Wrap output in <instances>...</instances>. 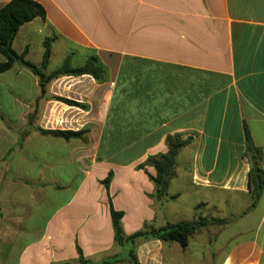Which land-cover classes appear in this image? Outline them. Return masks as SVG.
<instances>
[{
	"label": "crops",
	"instance_id": "obj_1",
	"mask_svg": "<svg viewBox=\"0 0 264 264\" xmlns=\"http://www.w3.org/2000/svg\"><path fill=\"white\" fill-rule=\"evenodd\" d=\"M33 1L45 19L12 49L39 67L50 38L51 54L44 84L18 64L0 73V264L76 263V243L89 264L118 259L109 200L127 236L225 222L185 249L138 239L139 264H264V189L247 211L245 155L247 130L264 176V0ZM67 56L95 59L103 79L50 78ZM85 129L69 141L39 131ZM175 138L188 143L158 199L154 169L139 166Z\"/></svg>",
	"mask_w": 264,
	"mask_h": 264
},
{
	"label": "trees",
	"instance_id": "obj_2",
	"mask_svg": "<svg viewBox=\"0 0 264 264\" xmlns=\"http://www.w3.org/2000/svg\"><path fill=\"white\" fill-rule=\"evenodd\" d=\"M36 18L45 19V11L41 5L33 0H11L0 9V53L4 56L5 61L0 63V73L7 71L14 64L23 66L29 70L33 75L37 76L39 82L44 84V75L42 70L48 64L51 54V41L52 39L46 38L43 41V56L41 66L25 60L24 54H17L12 49V43L19 31V28ZM102 68L96 64V60L92 59L82 67H73L70 56H67L61 66L53 72L49 77L57 78L65 75H91L95 80L100 81L103 78L99 76ZM47 79V78H46ZM69 105H77V103L62 100ZM43 134L51 135L61 138L65 141L72 139H83L88 130L80 131H44L39 130ZM246 150L245 155L248 158L251 168L248 174V187L251 195V205L247 211L256 206L264 189V176L260 168L261 154L260 150L255 148L251 142V138L247 130H245ZM188 140L168 139L167 151L164 154L148 157L143 164L139 166H150L154 169L155 175L148 174L150 180L155 186V197L160 199L164 196L170 180L174 176L175 157L179 150L187 145ZM113 173L109 172L107 177L100 181V183L108 189ZM109 213L111 218L113 240L114 244L118 246L128 245L127 260L129 264H139L135 254V243L138 239H152L166 243H178L182 249H185L189 244L190 237L198 232L202 227L209 225H223L224 220L210 218H199L191 222H178L166 223L159 228H145L137 231L129 236L125 235L121 223L123 213L113 208L109 200ZM246 211V212H247ZM245 213V212H244ZM76 252L78 255L76 263L72 262H59L52 264H89L90 261L86 260L79 245L76 243ZM119 261L116 258L113 260H104L102 264H112Z\"/></svg>",
	"mask_w": 264,
	"mask_h": 264
},
{
	"label": "rangeland",
	"instance_id": "obj_3",
	"mask_svg": "<svg viewBox=\"0 0 264 264\" xmlns=\"http://www.w3.org/2000/svg\"><path fill=\"white\" fill-rule=\"evenodd\" d=\"M115 247L117 250L119 261L113 262L112 264H129L128 260L124 258V257H127V252H128L129 246L128 245H124V246L115 245Z\"/></svg>",
	"mask_w": 264,
	"mask_h": 264
}]
</instances>
